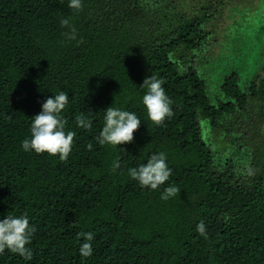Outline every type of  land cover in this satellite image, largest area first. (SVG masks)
<instances>
[{"label": "trees", "instance_id": "obj_1", "mask_svg": "<svg viewBox=\"0 0 264 264\" xmlns=\"http://www.w3.org/2000/svg\"><path fill=\"white\" fill-rule=\"evenodd\" d=\"M68 2L0 0V219L35 227L31 259L5 249L0 264H264V0ZM150 75L172 101L159 125L142 103ZM59 91L70 155L23 151ZM110 106L141 119L131 143L97 142ZM158 152L172 175L151 190L129 169Z\"/></svg>", "mask_w": 264, "mask_h": 264}, {"label": "clouds", "instance_id": "obj_2", "mask_svg": "<svg viewBox=\"0 0 264 264\" xmlns=\"http://www.w3.org/2000/svg\"><path fill=\"white\" fill-rule=\"evenodd\" d=\"M68 7L79 12L83 7V0H69ZM62 26H68L67 18L60 20ZM72 37L75 39V30H72ZM135 87V86H134ZM140 89H147L142 97V103L147 110L148 118L159 125L166 117L172 115L171 99L162 86V80L155 75H150L140 85ZM69 103L68 92L59 91L51 95L41 105V111L31 118V138L21 142L25 152L36 154L47 153L51 156H59V159L66 160L72 151L75 133L65 131V121L61 118V112ZM104 111V125L96 137L100 145L118 146L131 143L134 139V132L139 128L142 121L135 112L124 110L120 107L110 106ZM77 126L84 129L92 127V121L81 116L77 120ZM119 161L115 162L112 170L119 169ZM132 179L139 182L142 187L156 190L165 182L169 181L172 170L167 164V157L163 152L151 154L147 161L138 168L129 169ZM179 188L170 185L166 187L161 195L162 200L177 195ZM197 231L206 236L207 229L203 221L197 225ZM35 232V227L29 222L27 214L22 216H5L0 219V253L5 249L18 253L26 259H31L32 252L26 247L30 244ZM86 242L80 245V254L83 257H90L93 254L91 241L94 235L91 232L82 233Z\"/></svg>", "mask_w": 264, "mask_h": 264}, {"label": "rangeland", "instance_id": "obj_3", "mask_svg": "<svg viewBox=\"0 0 264 264\" xmlns=\"http://www.w3.org/2000/svg\"><path fill=\"white\" fill-rule=\"evenodd\" d=\"M240 65L239 64H237V67H236V69H238V67H239ZM233 71H235V69H233Z\"/></svg>", "mask_w": 264, "mask_h": 264}]
</instances>
